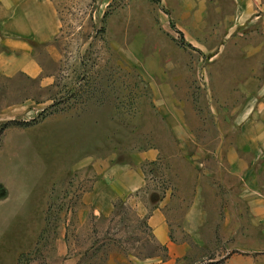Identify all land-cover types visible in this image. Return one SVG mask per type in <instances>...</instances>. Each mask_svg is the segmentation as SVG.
I'll return each mask as SVG.
<instances>
[{"label":"rangeland","instance_id":"374dc122","mask_svg":"<svg viewBox=\"0 0 264 264\" xmlns=\"http://www.w3.org/2000/svg\"><path fill=\"white\" fill-rule=\"evenodd\" d=\"M52 1L62 28L53 53L34 48L41 77L0 81L1 237L24 238L52 182L39 231L12 264H168L154 210L166 204L173 240L204 175L264 124V0L234 30L209 0ZM124 161L144 187L81 207ZM235 253L218 246L191 264Z\"/></svg>","mask_w":264,"mask_h":264},{"label":"crops","instance_id":"0c3cea01","mask_svg":"<svg viewBox=\"0 0 264 264\" xmlns=\"http://www.w3.org/2000/svg\"><path fill=\"white\" fill-rule=\"evenodd\" d=\"M259 2L209 0L204 4L225 6L226 9H222L225 14L223 21L227 23V30H234L240 23L252 21ZM215 11L218 12L217 9ZM61 28L57 7L52 0H0V81L12 83L40 78L42 68L34 48L44 47L53 53V44ZM250 126L244 136L250 135L248 141L237 138L235 147L220 159V174L204 175L205 184L198 188L199 192L194 194V200L179 219L173 240L164 211L166 204L160 205L148 219L156 243L168 249V264H191L204 252H213L218 246L232 247L237 253L216 258L212 262L264 264V124L259 125L257 121V124ZM140 160L134 164L144 162ZM131 163L124 161L113 165L114 177H110L108 184L93 183L91 192L82 197L81 207H97L99 210L102 197L113 199L142 189L144 180L139 169L133 170L134 164ZM103 181L106 182L105 179ZM51 185L52 182L35 198L29 214H23L27 224L22 230L25 232L24 238L18 242L6 241L0 236V260L5 259L12 264L17 260V255L11 253H20L21 248L29 245V239L36 237L40 226L34 223L39 224L42 220ZM217 191L224 193L220 201H214ZM17 223L20 228L19 221ZM10 246H15L16 251H12Z\"/></svg>","mask_w":264,"mask_h":264}]
</instances>
